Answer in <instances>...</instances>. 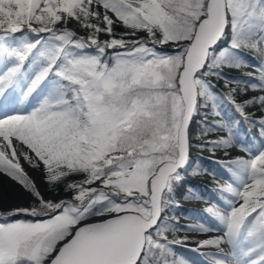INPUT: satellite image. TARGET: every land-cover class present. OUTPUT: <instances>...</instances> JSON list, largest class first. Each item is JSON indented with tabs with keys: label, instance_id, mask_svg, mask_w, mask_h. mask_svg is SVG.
<instances>
[{
	"label": "snow or ice",
	"instance_id": "obj_1",
	"mask_svg": "<svg viewBox=\"0 0 264 264\" xmlns=\"http://www.w3.org/2000/svg\"><path fill=\"white\" fill-rule=\"evenodd\" d=\"M0 175V264H264V0H0Z\"/></svg>",
	"mask_w": 264,
	"mask_h": 264
},
{
	"label": "rangeland",
	"instance_id": "obj_2",
	"mask_svg": "<svg viewBox=\"0 0 264 264\" xmlns=\"http://www.w3.org/2000/svg\"><path fill=\"white\" fill-rule=\"evenodd\" d=\"M249 59H251V57H249ZM253 63H255V61H252ZM242 72H247V71H251V69H242L241 70ZM257 115H259V113H257ZM238 133L239 135H241L242 137H245V138H249L252 134L251 132L249 133V136L246 135L245 131L243 130H238ZM197 153H200L202 154V157L205 158V160H207V157H209L210 153L207 152V151H204L203 153L200 152L199 149H193L192 150V158L193 160H195V158L197 157ZM217 155H221V153H217ZM209 160V159H208ZM209 163H211L212 165V169L210 171H215L218 175H223V176H227V174L224 172V170L218 165V164H215L213 163L211 160L208 161ZM29 171H34V170H29ZM36 172L39 177H40V174L39 172L37 171H34ZM192 176H188L187 178H191ZM202 179H206L209 183H210V188L208 190V195L206 197H212L213 199H215V194L211 191V189L215 188V183L213 182L212 178L210 175H206V174H202L201 175ZM221 183H223V180L220 181ZM180 203L181 205L183 206L184 208V211L182 212V214H180L179 216L181 217L180 219V223L181 224H189V223H193L194 221L193 220H189V219H185L184 217H196V216H200L201 218H204L206 219L204 216H203V213H202V209L204 207L207 206V204L203 201V200H195V199H188V200H185L184 198L180 200ZM192 247L189 245V248ZM183 249H179V252L183 253L182 252ZM183 255L187 258H189L190 260L192 261H196L197 264H199L201 258L194 252H191L188 250V248H184V253Z\"/></svg>",
	"mask_w": 264,
	"mask_h": 264
},
{
	"label": "trees",
	"instance_id": "obj_3",
	"mask_svg": "<svg viewBox=\"0 0 264 264\" xmlns=\"http://www.w3.org/2000/svg\"><path fill=\"white\" fill-rule=\"evenodd\" d=\"M249 57H251V54H249ZM233 74L234 75H239L240 73H233ZM238 130L245 131L246 135L249 136L250 132H249L248 128L245 125L241 124V126H240V128ZM256 131L257 130L255 128H252L251 129V134L252 135L256 134ZM196 154H197V157L195 159H197V158L201 159L203 165L205 167H207L209 170H211L212 169V165H211V163L208 162L210 160H208V159L205 160V158L202 157V154H200V153L196 152ZM201 175L202 174L192 176L191 178H187V185H191L194 189H196L199 192V194L201 196L206 197L208 195V190H209V188L211 186H210V183L206 179H202ZM182 192H183V190H181L178 193L177 199H179V200L183 199ZM183 211H184V208L182 206L181 208L177 209L176 215L179 216L180 214H182ZM179 249H183L182 252L184 253V248H178V251H179Z\"/></svg>",
	"mask_w": 264,
	"mask_h": 264
},
{
	"label": "bare ground",
	"instance_id": "obj_4",
	"mask_svg": "<svg viewBox=\"0 0 264 264\" xmlns=\"http://www.w3.org/2000/svg\"><path fill=\"white\" fill-rule=\"evenodd\" d=\"M30 173L36 178L37 182L39 183V175L34 171H30ZM0 198L6 200L9 203L19 204L24 202V198L17 190V186L14 184V182L3 176H0ZM190 246L194 247V245Z\"/></svg>",
	"mask_w": 264,
	"mask_h": 264
},
{
	"label": "water",
	"instance_id": "obj_5",
	"mask_svg": "<svg viewBox=\"0 0 264 264\" xmlns=\"http://www.w3.org/2000/svg\"><path fill=\"white\" fill-rule=\"evenodd\" d=\"M191 155H193V154H191ZM193 159V158H192ZM0 176H3V177H5V178H7V179H10V178H8L7 176H4V175H0ZM11 180V179H10Z\"/></svg>",
	"mask_w": 264,
	"mask_h": 264
}]
</instances>
